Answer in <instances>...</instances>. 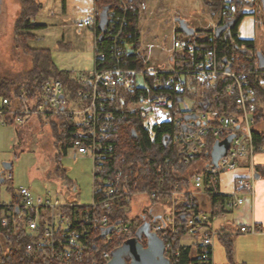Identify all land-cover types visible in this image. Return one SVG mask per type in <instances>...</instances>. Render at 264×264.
I'll use <instances>...</instances> for the list:
<instances>
[{
    "label": "built area",
    "instance_id": "obj_1",
    "mask_svg": "<svg viewBox=\"0 0 264 264\" xmlns=\"http://www.w3.org/2000/svg\"><path fill=\"white\" fill-rule=\"evenodd\" d=\"M116 2V5L124 11L132 4V0H117ZM103 10L99 4H94L93 15L77 23L78 28L89 27L93 30L96 56L91 72L75 76V81L79 87L71 92L59 78H49L41 82L37 92H33L30 96L25 90H21L13 102L8 98H2L0 124L12 122L21 125L30 118H41L47 121L56 116H67L71 125L75 126L70 133V147L77 153L91 156L93 160L92 201L89 205L84 206L91 208L92 211H95L96 208L108 210L112 202L124 200L130 208L127 215L132 217L134 215L130 211H132V204L135 202L134 198L143 199L146 203L142 201V209L139 208V210L142 211L147 206L149 207L150 217L147 220L149 229L157 233L164 241V256L170 260L171 264H176L179 253L177 249L173 248V242L168 238L169 233L176 234L179 232L176 206L185 202L188 205H193L198 202L200 194H212L214 190L209 189V186L218 181L220 172L232 170L242 165L240 161L246 157L249 158L248 175L234 178V190L231 193L217 192L224 197L221 205L224 211L214 214L213 217L224 216L226 211L240 208L246 197H253L254 195L253 155L257 152H264V145L258 147L254 145L253 132L256 123L255 112L258 106V94L251 84L262 68L258 66L256 59L252 65L238 63L232 68V63H229L224 69H221L210 50L206 51L204 60L197 62L188 69H178L172 62L171 67L162 71L151 69L139 71L127 68L125 57L130 46L122 37L124 33L120 24L117 25V14L112 7L105 9L106 24L103 32V34L113 37V42L109 48L110 52L101 50L99 47L101 40L95 35V31L98 30L97 25ZM234 10V4L225 5V2L221 4L216 11L219 14L218 21L212 24L211 30L214 32L216 27L224 22V19L229 20ZM121 20L125 22L124 17ZM173 47L175 52H181L184 43L175 40ZM139 72L144 77L148 74L153 75L154 81H158V76L161 73L165 74L167 76L165 85L167 89H173V91L182 90L184 88L183 82H187L189 79L196 80L205 86L214 84L217 76H223L228 81L224 86V91L233 96L235 100L236 110L232 114L187 112L175 120V126L178 130L173 136V141L178 146L182 163L187 165L192 161L195 162L196 156L202 153L204 155L199 157L198 161L201 163L195 167L188 181L181 183L169 181L167 187L143 189L136 188L135 185L133 186L134 189L132 187L130 189L127 185H122L121 182L122 179L128 178V174L129 172L132 173V170L124 174L117 171L106 179L99 174L102 169L104 154L106 151L112 150L109 131L112 113L103 110L101 98L105 97L104 89L111 91L114 87L120 86L125 90H130ZM176 76L179 77V80L175 79ZM143 88H145L146 93L138 98L137 104L147 108L145 125L170 120L168 114L173 107V99L162 94L150 93L148 86ZM178 103L185 105L184 99H180ZM188 114H194L195 117L185 118ZM209 134L217 137L218 140L229 135L233 136L226 154L219 158L216 164L211 162V158L206 159V156L209 155L210 157V152L204 151ZM97 179L102 181L101 185L96 183ZM99 192L101 196L95 198ZM17 194L20 200L18 204H14V207L18 210V214L24 215L26 230L31 234V242L26 246L27 251L35 249L45 254L49 260L47 264H81L83 258L82 230L71 227L64 209L83 205L70 201L60 202L57 199L52 201L48 197L34 198L26 187H20ZM152 198H156L158 201L151 204ZM160 199L169 202V213L162 214L156 210V206H160L159 203L163 202ZM26 210L28 214L25 213ZM8 216V214L1 216V227H6L9 219L14 224L16 223L17 218ZM140 216L146 219L143 211ZM96 218L98 225L102 228L108 227L107 213L103 211V213L96 215ZM185 218L188 235L195 237V243L199 245L198 264H214V240L221 234L230 232V230L223 228L216 230L208 227L206 224L207 216L203 212L199 218H196L200 220L198 222L192 216ZM113 229L126 238L131 237L129 224L124 221L114 224ZM237 230L246 233L254 230V228L250 229L246 226L234 228V231L237 232ZM110 257L109 248L102 250L104 264Z\"/></svg>",
    "mask_w": 264,
    "mask_h": 264
},
{
    "label": "trees",
    "instance_id": "obj_2",
    "mask_svg": "<svg viewBox=\"0 0 264 264\" xmlns=\"http://www.w3.org/2000/svg\"><path fill=\"white\" fill-rule=\"evenodd\" d=\"M19 1L21 11L14 24V40L21 51L30 57L31 65L22 73L0 74V95H2V98H8L13 102L21 90H25L28 96H30L33 92H37L41 82L49 78H59L71 92L75 91L79 87V84L75 81L74 72L57 69L52 62L48 49L34 48L29 44L30 40L37 38L33 31L44 26L35 22V16L40 9V3L38 0ZM116 1L94 0V4H99L102 9L110 7L115 9L117 25L119 26L120 24L124 33L122 37L125 38L126 44L130 46V50L125 57V65L127 68L142 71L144 69L145 56L139 51L140 31L138 28L139 10L142 1L132 0L131 6H128L126 11L121 10L116 5ZM223 3V0H211L207 6L208 11L215 14ZM230 3L234 4L235 10L229 18L232 22L228 29L218 36L211 29L206 31L196 29L195 34L188 36L190 40L184 43L181 52L174 51L171 54L170 61L176 68H192L197 62L205 59L206 51L208 50L213 52L221 69H224L226 64L229 63H232V68L238 63L251 65L255 63L256 50L254 49V41L251 39H241L237 32L243 14L237 9V1L234 2L232 0L229 1ZM123 17L125 18V22L121 20ZM178 31L181 32L180 29ZM127 33L130 35L128 36ZM99 34V30H96L95 35L99 36ZM201 35L202 37H200ZM110 37L103 34L99 44L101 50L110 52V44L113 42V37ZM149 69L155 70L153 68ZM258 74L257 77H254L251 86L259 96H264V68L260 69ZM175 79L179 80V77L176 76ZM166 80L167 76L163 73L158 76V82L156 83H153L152 79H150L148 81V91L152 94H162L173 99V107L168 114L170 120L148 125H145V114L137 104L138 98L145 95V88L135 87L136 81L134 80L130 90H125L120 86L114 87L111 91L104 89L105 97L101 98L103 110L112 113L109 127L112 150L106 151L102 159V169L99 172L102 178H110L117 171H121L124 174L132 170L133 172H129L128 178L126 180L122 179L121 182L122 185L125 184L130 189L131 187L134 189L133 186L135 185L136 188L143 189L161 186L167 187L169 181H177L178 183L188 181L195 167L201 163L198 161L199 157L204 155L202 153L196 156L195 162L192 161V163L187 165L182 163L178 146L173 141V136L178 130L175 126L176 118L183 116L187 112L232 114L236 110L233 96L228 95L224 91V86L228 81L223 76H217L214 84L209 86L189 79L187 82H183L184 88L179 91L167 89L165 85ZM186 97L193 99L194 103L192 106H188L187 109L185 106L181 108L178 99ZM206 102L208 105L204 109L203 107ZM128 103L133 104V106L129 107ZM256 118L257 120H261L264 127L263 107L258 108ZM36 119L42 124L48 125L55 137L53 140L54 144L56 146L60 145L59 153L65 154L67 148L71 146L70 133L75 128V126L71 125L70 119L64 115L56 116L47 121L41 118ZM167 138H169V141L166 143L165 139ZM253 138L255 147L264 144V128H262V125L260 128H254ZM217 140V137H213L211 134L207 135L204 151L211 152ZM209 158V155L206 156L207 160ZM254 169L256 174L264 179V165H256ZM53 173L56 177L64 180L65 172L58 163L54 165ZM1 176L3 177V174ZM64 182L67 185L69 183L67 180H64ZM96 183L101 185L102 181L97 179ZM209 189L214 190L209 195L210 212L207 218L211 220L214 214L224 211L221 206L224 197L222 194L217 193L218 181L211 184ZM100 196L99 192L95 195V198H99ZM19 200V195L12 193L10 203H0V220L2 215L6 216L7 214L17 218L15 224L9 219L6 227H1L0 225V264H47L49 260L45 254L35 249L32 251H27L26 249V246L31 242V234L26 230L24 215L18 214V210L14 207V204H18ZM157 201L158 199L152 198L151 204H155ZM176 209L178 212L177 222L179 223V232L176 234L169 233L168 236L173 242V248L177 249L179 253L176 264H198L199 245L195 242L191 244L182 243L181 240L188 234L185 217L192 216L196 222L200 221L196 219L202 213L200 204L196 202L193 205H188L185 202L176 206ZM129 210V205L124 200L112 202L108 210L96 208L95 211H92L91 208L84 205L64 209L71 227L82 230L83 258L80 262L81 264H104L102 250L109 248L112 251L127 239L125 236L115 232L114 229L108 234V237L104 236L98 239L103 228L98 225L96 215L103 213V211L107 213V226H113L122 221L128 223L131 237H133L140 226V224L136 223L139 217H128ZM25 213L28 214V211L26 210ZM148 214L150 213L148 212ZM230 233L221 234L219 238L223 241L229 264H235L232 259L233 245ZM190 237L195 238L193 236ZM141 241L144 243L143 237H141Z\"/></svg>",
    "mask_w": 264,
    "mask_h": 264
},
{
    "label": "rangeland",
    "instance_id": "obj_3",
    "mask_svg": "<svg viewBox=\"0 0 264 264\" xmlns=\"http://www.w3.org/2000/svg\"><path fill=\"white\" fill-rule=\"evenodd\" d=\"M223 1L228 5L232 0ZM236 1L237 9L243 14L238 25L239 37L253 40L254 49L264 54V0H234ZM38 2L40 9L35 16V22L44 26L33 31L37 38L30 40L29 44L34 48L48 49L53 64L59 70L73 71L74 76L91 72L95 61L93 31L89 27L78 28L77 23L93 15L94 0H38ZM148 4L147 14H143L141 20V49L145 50L146 54L142 71L149 68L159 71L168 69L172 64L170 54L174 52V40L179 39L181 43L190 40L188 36L177 31L179 25L176 18L185 19L191 27L206 31L211 29L212 23L217 22L219 17L217 13L211 15L204 10L203 0H164L162 5L157 1L155 4L149 1ZM163 6L164 9L160 10ZM20 11L19 0H3L0 74L22 73L31 65L30 57L21 51L14 40V24ZM150 79L153 83L158 82L153 80V75L148 74L144 77L141 72L137 73L135 87L148 86ZM184 103L192 106L194 102L193 99L186 97ZM257 104L255 114L259 107L264 106V96H257ZM1 105L2 95H0V107ZM128 105L133 106L131 103ZM180 106L183 108L184 105L180 104ZM140 109L146 115L147 108L140 106ZM261 125L264 128L261 120L256 118L254 128H260ZM54 139L48 125L42 124L36 118H30L21 125L0 124V170L3 171L5 179L0 184V203H10L12 193L17 194L20 187L28 188L34 198L48 197L52 201L57 199L60 202L70 201L80 205L91 203L93 185L91 156L77 153L71 147L67 148L65 154H61L60 145L56 146ZM4 163H11V168L4 170ZM57 163L64 170V180L69 182L68 185L54 175L53 167ZM247 174V169L241 166L220 172L219 191L225 194L231 193L234 190V178ZM134 201L130 213L134 217H139L136 223L141 225L144 223V218L140 215L143 211L147 222L150 217L149 207L141 211L142 203L146 202L136 197ZM162 201L159 203L160 206H156V210L167 214L170 210L169 202ZM233 211H226L224 216L213 218L211 228L217 230L230 225L227 228L231 232L234 250L235 237L239 233L234 231V228L238 227L232 222ZM195 241L188 234L181 240L182 243L189 244ZM214 246L216 259L224 262L226 251L219 237L215 238ZM240 246H242L241 242H239Z\"/></svg>",
    "mask_w": 264,
    "mask_h": 264
},
{
    "label": "crops",
    "instance_id": "obj_4",
    "mask_svg": "<svg viewBox=\"0 0 264 264\" xmlns=\"http://www.w3.org/2000/svg\"><path fill=\"white\" fill-rule=\"evenodd\" d=\"M141 1H142V4L140 5L139 21H138V28L140 31L139 51L142 52L145 56L144 58H146L145 50L141 49V41H140L141 33H142L141 31L142 16L143 14H147V6L149 5L148 4L149 1H151L153 4H155V1H157L160 5H162L164 3V0H141ZM210 2L211 0H203L205 11H208L207 6L210 4ZM162 9H164V6L160 8V10ZM211 15H213V13H211ZM93 35H94V32H93ZM200 37H202V35ZM175 40L179 41V39H175ZM129 50H130V47L128 49V52ZM170 58H171V54H170ZM253 163H254V168L256 165H264V152H257L256 154H254ZM240 164H242L240 166L243 168H246L247 172L249 173V169L247 167V165L249 164V158L246 157L244 160L242 159L240 161ZM255 175H256V172H255ZM218 191H219V182H218ZM198 202L200 204L201 212H203L206 216H208V213L210 212L209 195L200 194L198 196ZM213 218L211 220H208L207 218L208 221L206 222V224H208V227H211ZM232 220H233L232 221L233 224L236 225L238 228H240L241 226H246L250 229L252 227L254 228V230H250L244 233V235H239L241 232L237 230V233L239 234H236L238 236L235 237V241H234L235 245H234V250H233V255H232V259H234L233 260L234 263L235 264H264V179L260 177L259 175L255 179V191H254L253 197H250V196L246 197L243 205L240 208L233 211ZM223 227H224L223 229H228L227 227H230V225H226ZM239 242L242 243V246L240 247H239ZM224 256H225L224 262L220 261L219 259L217 260L216 250L214 246V251H213L214 264H217L216 262H219L218 264H229L226 254Z\"/></svg>",
    "mask_w": 264,
    "mask_h": 264
},
{
    "label": "water",
    "instance_id": "obj_5",
    "mask_svg": "<svg viewBox=\"0 0 264 264\" xmlns=\"http://www.w3.org/2000/svg\"><path fill=\"white\" fill-rule=\"evenodd\" d=\"M178 22L179 29L186 36H191L195 34V29L191 27L185 19L176 18ZM231 20H227L223 24H220L214 30V34L218 36L223 31H226L231 25ZM106 18L105 9L102 11L98 22V30L100 34L98 39L101 40L103 32L105 30ZM255 56L258 62V66L264 67V54L256 50ZM180 99H178V102ZM208 103L204 105V109L207 108ZM186 106V105H184ZM194 118V114H188L185 118ZM233 136H226L222 140H217L210 152L211 162L216 164L218 159L226 154L229 142ZM164 139V138H163ZM166 143L169 138L165 139ZM164 146H166L164 144ZM11 168V163H4L3 169L9 170ZM258 174L255 175V178ZM4 178L1 176L0 172V183H2ZM113 226H108L103 228L98 236V239L112 232ZM141 237L144 238V243L141 241ZM165 244L164 241L158 236L157 233L150 231L148 222L142 223L137 229L136 234L133 237L127 238L119 246L111 251V257L105 264H171L170 260L164 256Z\"/></svg>",
    "mask_w": 264,
    "mask_h": 264
},
{
    "label": "flooded vegetation",
    "instance_id": "obj_6",
    "mask_svg": "<svg viewBox=\"0 0 264 264\" xmlns=\"http://www.w3.org/2000/svg\"><path fill=\"white\" fill-rule=\"evenodd\" d=\"M2 4H3V0H0V29H1V31H2V26H3V16L1 17V15H2ZM263 108H264V106H263ZM0 172L2 175L3 171L0 170Z\"/></svg>",
    "mask_w": 264,
    "mask_h": 264
}]
</instances>
